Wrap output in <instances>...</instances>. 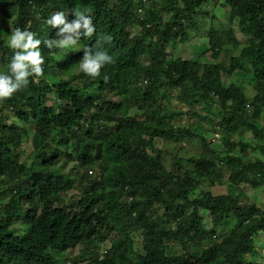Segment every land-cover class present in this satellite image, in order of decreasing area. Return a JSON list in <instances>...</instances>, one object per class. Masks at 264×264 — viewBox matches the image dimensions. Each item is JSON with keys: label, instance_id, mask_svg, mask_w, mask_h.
I'll return each mask as SVG.
<instances>
[{"label": "trees", "instance_id": "obj_1", "mask_svg": "<svg viewBox=\"0 0 264 264\" xmlns=\"http://www.w3.org/2000/svg\"><path fill=\"white\" fill-rule=\"evenodd\" d=\"M217 5L229 8L231 26L216 27ZM76 10L91 17L93 36L48 48L69 35L48 20L64 13L71 22ZM17 29L41 41L44 71L0 98V264H264L254 260L264 207L197 194L206 182L264 186V0H0V73L10 75ZM196 37L210 62L175 54ZM98 41L114 62L95 78L76 73ZM237 74L253 80L252 97L225 84ZM184 116L201 123L181 127ZM240 127L261 143L234 139ZM158 139L202 151L173 154Z\"/></svg>", "mask_w": 264, "mask_h": 264}, {"label": "rangeland", "instance_id": "obj_2", "mask_svg": "<svg viewBox=\"0 0 264 264\" xmlns=\"http://www.w3.org/2000/svg\"><path fill=\"white\" fill-rule=\"evenodd\" d=\"M214 13L218 19L216 23V27L223 26L224 28H227L230 25L228 19L230 18L229 14V8L223 6V5H217L214 8ZM222 23V24H221ZM234 29H237L236 24L233 26ZM238 37H241V33L239 30H236ZM242 38V37H241ZM208 47V44L206 42V39H200L199 37L193 38L190 43H184V44H177L176 45V55H179L183 59H189L192 61H196L197 59L200 62H210V52ZM231 54L224 53L221 62H224L226 65H230V57ZM80 70L77 69L75 72L78 73ZM226 85H229L230 83H235L239 86H242L244 90L246 91V94L250 97L253 96V92L251 90V84H253V80L248 77L241 74L234 75L233 77H227L225 76L223 78ZM29 95H32L31 90L29 91ZM172 108L176 110H188L187 106L185 104H181L179 102H176L174 100L172 104ZM202 105H196L192 111L193 112H201L202 111ZM137 110H131V114L136 113ZM135 115V114H134ZM263 121H264V114H263ZM177 123L183 127V126H191L196 127L201 123L197 118H191L189 119L187 116L182 117V119H178ZM204 126L207 128V133L205 134V137L210 140L211 147L216 151L219 152V154L223 157L225 156L226 148L221 144V142L217 139H214L213 131H211V127L208 122H203ZM260 126H262L260 124ZM27 129H31L32 127L27 126ZM218 138V136H216ZM234 139L238 140L241 139L244 142H247L254 148L261 142L254 138L253 134L251 133L250 129L246 127H240L238 128V131L233 137ZM156 147L163 148L169 152H172L173 154L177 153L178 149L181 147L185 148L183 149L182 154L186 156H193L195 154L201 153L202 146L197 144L195 141L191 144H188L186 142H181L179 145L176 143L166 142L164 140L158 139L156 142ZM180 147V148H179ZM256 158V157H262L257 150H249V155L247 158ZM73 168V165H67L66 171H71ZM96 172H93V175L89 173L90 176H94ZM224 179L228 178V173L224 174ZM231 182L228 180H225V183L223 185L212 187L208 182H206L205 185H202L198 191L197 194L203 191H210L216 195L218 194H225V193H231L236 199H239L243 203H256L260 207H264V186L255 188L251 186L248 183H242L241 185L233 186L230 184ZM209 222V219L207 220ZM223 229V228H222ZM256 246L258 250V255L254 256V260L256 262H264V234L263 232L258 235V239H256ZM108 243L103 244L102 249L107 250ZM77 255L79 256V252H77ZM67 264H73L70 260H68ZM79 264H86V263H79Z\"/></svg>", "mask_w": 264, "mask_h": 264}, {"label": "clouds", "instance_id": "obj_3", "mask_svg": "<svg viewBox=\"0 0 264 264\" xmlns=\"http://www.w3.org/2000/svg\"><path fill=\"white\" fill-rule=\"evenodd\" d=\"M73 15L75 19L71 22L66 20L64 13H57L48 20V24L52 27L63 25L60 29L61 34H69L63 39L46 40L45 44L48 48H53V45L60 48L73 47L78 44L81 36L85 38L93 36L96 29L93 26L91 17L82 10H76ZM111 39V35L103 37L104 42H110ZM8 44L10 48L19 51L14 52L8 65L10 75L0 73V98L12 96L17 90L29 84V77L38 78L43 75L44 71L42 67L44 58L39 50L41 41L35 38V33L17 29L12 33ZM113 62V58L102 48L101 42L98 41L96 47L85 46L79 70L89 77L95 78L101 74V69L106 64ZM89 173L93 175L92 170Z\"/></svg>", "mask_w": 264, "mask_h": 264}]
</instances>
